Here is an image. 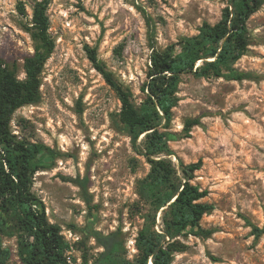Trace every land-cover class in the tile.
<instances>
[{
	"label": "rangeland",
	"instance_id": "1",
	"mask_svg": "<svg viewBox=\"0 0 264 264\" xmlns=\"http://www.w3.org/2000/svg\"><path fill=\"white\" fill-rule=\"evenodd\" d=\"M25 3L26 15L18 10ZM37 0H0V58L16 64L20 79L35 44L27 26ZM226 0H52L48 14L55 49L42 72L39 102L19 108L14 132L43 144L37 157L33 191L49 220L62 226L74 245L72 264H92L104 251L89 226L104 234L122 230L120 252L134 258L136 238L144 225L138 182L150 171L120 123L121 102L93 66L86 47L128 87L137 102L147 79L154 49H165L199 32L204 21L217 22ZM250 45L236 67L243 80L198 78L184 74L171 130L182 131L188 118L201 124L190 137L171 141L168 156L181 163L203 160L192 182L213 204L201 224L209 237L182 233L186 246L173 264H264V5L248 22ZM139 206V207H138ZM157 228H162V210ZM12 249L8 264H23L17 236L0 233ZM79 242V243H78ZM216 258L217 260H215Z\"/></svg>",
	"mask_w": 264,
	"mask_h": 264
},
{
	"label": "trees",
	"instance_id": "2",
	"mask_svg": "<svg viewBox=\"0 0 264 264\" xmlns=\"http://www.w3.org/2000/svg\"><path fill=\"white\" fill-rule=\"evenodd\" d=\"M51 1L37 0L33 6L27 30L35 48L25 58L26 77L20 79L17 65L11 66L0 58V233L17 236L18 256L23 264H72L67 253L74 246L65 238L62 226L49 220L45 204L33 191L35 162L46 147L20 138L12 127L15 112L41 98L44 65L56 46L50 33ZM226 1L217 22L204 21L197 34L184 36L165 49L153 50L140 102L100 60L97 49L86 47L93 66L121 102L119 121L131 135L134 149L151 164L137 187L139 211L145 210L144 225L136 238L137 255L131 259L120 252L121 229L104 234L89 226V234L104 247L101 257L92 264H173L174 254L186 247L177 238L179 235L205 238L213 233L201 224L203 216L214 209L213 204L203 201L209 191L192 182L203 160L182 162L179 172L168 156L175 153L171 141L190 137L193 128L201 124L199 117L188 118L182 131L171 130L184 74L229 80L249 77L236 63L249 49L248 22L264 0ZM18 10L27 14L24 2L18 3ZM161 210L163 226L158 229ZM253 231L259 236L264 228L254 227ZM11 257L12 249L4 246L0 238V264H8ZM85 259L88 264L87 256Z\"/></svg>",
	"mask_w": 264,
	"mask_h": 264
}]
</instances>
